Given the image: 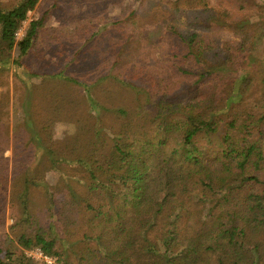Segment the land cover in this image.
<instances>
[{
	"label": "trees",
	"instance_id": "trees-1",
	"mask_svg": "<svg viewBox=\"0 0 264 264\" xmlns=\"http://www.w3.org/2000/svg\"><path fill=\"white\" fill-rule=\"evenodd\" d=\"M157 1L168 13L148 33L132 9L146 0H72L84 9L55 37L52 68L30 58L48 11L17 40L39 0L0 1V70L24 88L11 140L0 98V205L7 192L11 234L27 225L0 239V264H35L33 248L52 259L37 264H264V82L249 35L264 24L210 0ZM217 28L241 37L218 44Z\"/></svg>",
	"mask_w": 264,
	"mask_h": 264
},
{
	"label": "rangeland",
	"instance_id": "rangeland-1",
	"mask_svg": "<svg viewBox=\"0 0 264 264\" xmlns=\"http://www.w3.org/2000/svg\"><path fill=\"white\" fill-rule=\"evenodd\" d=\"M0 1H2V3H8V0ZM210 2L211 5L215 8V12H219V10L222 9L226 15L232 18H237L243 14H246V16H248L250 12H253V15L249 19L254 22L259 20V23L264 24V0H255V2H240L239 0H210ZM55 3H58L57 6H54ZM241 7L244 9H242ZM83 9L84 5L73 3L72 0H39L36 8L29 12L28 19L25 20L19 28V30L21 31V35L16 37L17 40L21 39L31 17L39 16L43 12L48 11L45 26L38 30L36 43L30 55L32 64L34 66L52 68L54 64L56 65V61L58 59L57 57H59L63 52H61L59 48H56L59 45V39L57 41L55 37L63 38L62 36L65 35L64 31L72 28L76 24V22L74 21L76 14H78ZM107 9L109 10V13L111 15H117L119 12V7L116 5H109ZM132 9H135V11L140 15L144 25V29L148 33L156 31L158 22L161 21L168 13V10L165 7L159 5L157 0H146V2L142 6L135 5ZM258 28L260 29L257 30L251 27L249 35H251L252 40L256 39L257 41V44L255 45L256 53L254 52L258 67V71L256 72V74L257 78H262L263 80L261 81L264 82V26H259ZM212 34L213 37L217 40L218 44H222L223 41L235 42L237 40V37H241L237 35L234 30L230 29L217 28L212 32ZM66 41L68 40L66 39ZM251 46L254 50V45ZM19 54V48L17 45H15L11 51V55L12 57H16L19 56ZM260 69H263V71H261ZM12 71V67H9V69L0 70V98H6L7 100L5 108L8 110L6 121L8 122V133L10 140L13 117L15 116V112L13 111V101L15 99H23L22 95L24 94L23 85L16 77L13 76ZM261 81H258L254 85V88L251 91V94L253 93V95L251 96L250 94L248 100V103H250L249 105H251L255 110L259 109L258 105L260 99L262 98L261 89L263 90V83H261ZM136 83L142 86L144 89H148V86L145 82L136 81ZM63 131V125H56L54 129V136L61 138L63 135ZM4 154L9 158V178L11 168V147H8ZM64 166V164H58V167ZM56 175L57 174L48 173L47 177L51 182H54L56 179ZM39 200L40 199H37L36 202H38ZM1 203L0 239L6 234H9L11 238H14L15 233H17L19 229H25L27 225L24 222L21 223V227L17 226V230L14 232V234H11L9 226L13 223V209L11 207L7 192L4 199L3 197H1ZM245 247L252 248L253 244H246ZM35 251L36 250L34 248L25 250V261L34 262L35 264L41 262L42 260L38 258Z\"/></svg>",
	"mask_w": 264,
	"mask_h": 264
},
{
	"label": "built area",
	"instance_id": "built-area-1",
	"mask_svg": "<svg viewBox=\"0 0 264 264\" xmlns=\"http://www.w3.org/2000/svg\"><path fill=\"white\" fill-rule=\"evenodd\" d=\"M19 35H21V31H20V30H18V31L15 33V36H16V37L19 36ZM34 249L36 250L35 253L37 254L38 258L41 259L42 261H45V262H51V261H52V259H51L50 257H48V256H46V255H43V254L39 251L38 248H34Z\"/></svg>",
	"mask_w": 264,
	"mask_h": 264
}]
</instances>
